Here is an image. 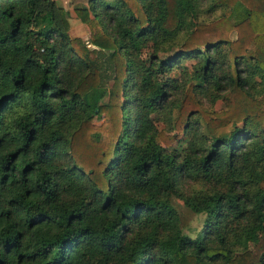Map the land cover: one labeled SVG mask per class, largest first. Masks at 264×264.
Here are the masks:
<instances>
[{
    "label": "trees",
    "instance_id": "obj_1",
    "mask_svg": "<svg viewBox=\"0 0 264 264\" xmlns=\"http://www.w3.org/2000/svg\"><path fill=\"white\" fill-rule=\"evenodd\" d=\"M208 1L89 0L91 49L54 0H0V264H264V0Z\"/></svg>",
    "mask_w": 264,
    "mask_h": 264
},
{
    "label": "rangeland",
    "instance_id": "obj_2",
    "mask_svg": "<svg viewBox=\"0 0 264 264\" xmlns=\"http://www.w3.org/2000/svg\"><path fill=\"white\" fill-rule=\"evenodd\" d=\"M54 1L56 2L58 9L66 13L64 15V18L69 23L70 36L73 39L76 38L82 39L88 45L89 48L94 49L92 45L88 44L90 41L91 32L84 19V17L87 15L92 18V15L86 14L87 12L85 11V8L88 7L89 0H54ZM213 2L214 1L210 0L202 6V9L199 14V19H197L196 23H210L216 19H219L228 10V7L225 6L223 8H219L215 11H212L213 7H211L212 6L211 4H213ZM182 37L183 35L181 36V38ZM154 51H155V45L150 44L142 50L141 55L145 59H150ZM110 52L107 53L109 54ZM197 69H198V61L186 60L183 61L181 67L174 70L172 76L176 77L182 83L181 85L183 91L182 93L179 94L178 98L177 96L175 97L176 99L174 100L175 103L173 105L174 106L173 111H171L170 113L168 112L164 115L156 114L153 116L155 123L160 132H163L164 134H168V135L176 134L174 119L177 116V111L180 105L179 103L182 102L186 90L191 84H203L195 77V72ZM107 86L109 89L111 88L112 86L111 80H109ZM257 90H259L258 93L255 92L254 93L257 96H260L262 93L261 92L262 87L260 86ZM225 93L226 92L223 91L222 93H220V95L215 94L214 95L215 97L212 95L210 91L207 94L206 92L204 94L201 93L199 96L201 108L205 111H208L209 113L226 110V105L222 100V97ZM108 102H109V92H107L105 97L102 99L101 105L105 106L108 104ZM199 121L202 125L203 132L206 135L210 136L203 119H200ZM96 123L101 124V120H97ZM239 126L241 127L242 124H239ZM233 128H234L233 123L227 127L219 128L215 136L217 137L226 136L229 134V132L233 130ZM184 140L185 137H182V142H184ZM174 146L176 147L177 143ZM205 219H206L205 214L198 215L192 221L190 226L184 230V232L192 238L200 237L201 236L200 233L204 227Z\"/></svg>",
    "mask_w": 264,
    "mask_h": 264
}]
</instances>
